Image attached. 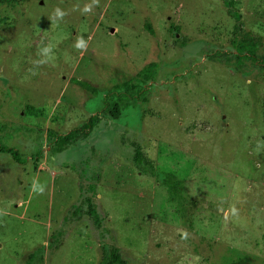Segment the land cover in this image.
<instances>
[{
    "label": "rangeland",
    "instance_id": "obj_1",
    "mask_svg": "<svg viewBox=\"0 0 264 264\" xmlns=\"http://www.w3.org/2000/svg\"><path fill=\"white\" fill-rule=\"evenodd\" d=\"M249 37L254 58H236ZM134 146L181 180L187 216ZM108 247L264 264V0L0 5V264H97Z\"/></svg>",
    "mask_w": 264,
    "mask_h": 264
},
{
    "label": "trees",
    "instance_id": "obj_2",
    "mask_svg": "<svg viewBox=\"0 0 264 264\" xmlns=\"http://www.w3.org/2000/svg\"><path fill=\"white\" fill-rule=\"evenodd\" d=\"M11 2L12 0H0V5L9 4ZM260 43L261 39L258 37H249L242 39L236 46H234L235 51L237 52L236 58H239V55L243 57L250 56L254 58L253 52L256 46ZM148 75H150V73ZM106 113L112 118H116L119 113L118 105L116 103L112 104L106 110ZM93 119H95V117H90L89 121L83 124V126H89L92 123ZM11 154L14 153L11 152ZM132 161L135 168L142 170L144 173L147 171L148 173L146 174L155 177L158 183L164 187L168 200L175 202L178 201L180 207V215L182 217L187 216L184 212L183 201L186 200V203H191L192 206L196 205V201L188 200V198H185V196L183 195L184 193L182 192L183 187L181 184V180L178 179L170 171L161 170L157 172L155 169H153L152 165H150V162L143 156L138 146L133 147ZM57 243L58 242H56L55 245H52V247H50L51 243H48L47 246L48 248H55L57 246ZM97 264H127V262L122 258L117 248L108 247L107 249L102 250V256Z\"/></svg>",
    "mask_w": 264,
    "mask_h": 264
},
{
    "label": "clouds",
    "instance_id": "obj_3",
    "mask_svg": "<svg viewBox=\"0 0 264 264\" xmlns=\"http://www.w3.org/2000/svg\"><path fill=\"white\" fill-rule=\"evenodd\" d=\"M96 2H98V0H96ZM85 10H86V11H90V9H85ZM55 15L62 19L63 16L65 15V13H63L60 9H56ZM75 47H76L77 49L86 50V48H87V43H86V42L83 40V38L81 37V38H79V39L77 40V43L75 44ZM43 51L45 52V54H47V53L50 51V49L45 48ZM36 190L38 191L39 194H43V192H44V187H43V186H40V187H39L38 189H36Z\"/></svg>",
    "mask_w": 264,
    "mask_h": 264
}]
</instances>
